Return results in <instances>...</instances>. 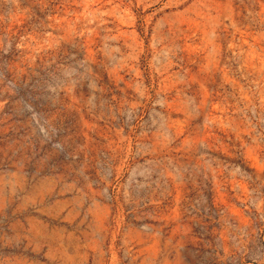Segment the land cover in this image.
<instances>
[{
	"label": "rangeland",
	"instance_id": "1",
	"mask_svg": "<svg viewBox=\"0 0 264 264\" xmlns=\"http://www.w3.org/2000/svg\"><path fill=\"white\" fill-rule=\"evenodd\" d=\"M0 264H264V0H0Z\"/></svg>",
	"mask_w": 264,
	"mask_h": 264
}]
</instances>
